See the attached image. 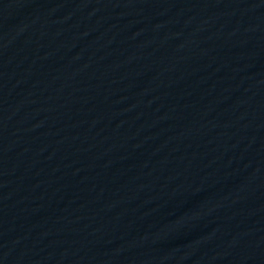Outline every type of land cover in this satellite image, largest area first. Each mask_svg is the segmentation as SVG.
<instances>
[{
	"label": "water",
	"instance_id": "1",
	"mask_svg": "<svg viewBox=\"0 0 264 264\" xmlns=\"http://www.w3.org/2000/svg\"><path fill=\"white\" fill-rule=\"evenodd\" d=\"M0 264H264V0H0Z\"/></svg>",
	"mask_w": 264,
	"mask_h": 264
}]
</instances>
